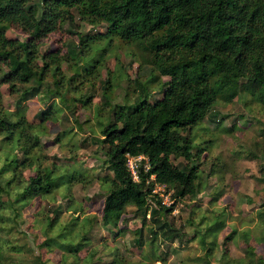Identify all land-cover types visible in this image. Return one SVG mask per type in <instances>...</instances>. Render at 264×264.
I'll list each match as a JSON object with an SVG mask.
<instances>
[{
  "label": "trees",
  "instance_id": "16d2710c",
  "mask_svg": "<svg viewBox=\"0 0 264 264\" xmlns=\"http://www.w3.org/2000/svg\"><path fill=\"white\" fill-rule=\"evenodd\" d=\"M33 1L0 0V134L4 133L6 143L22 151V157L16 153L6 157L0 168V193L9 194L13 185L26 182L13 202L29 201L52 193L61 182L70 184L81 177L75 171L57 175L53 168L44 167L24 179L23 170L32 168L39 158L33 151L41 146L39 135L44 131L40 126L44 128L47 121L54 120L59 109H55L53 100L41 110V121L36 125L27 118L24 106H18L13 120L4 107L1 86L7 84L19 96V104L39 96L52 75L54 85L47 87L44 96L52 95L64 103L70 90L89 88L78 84L101 77L106 52L115 39L134 42L150 56L159 75L169 79L162 82L157 99H151L146 82H138L136 100L113 105L108 121H100L102 137L96 140L106 147V162L112 171V176L101 180L107 193L101 219L105 225L117 227L126 207L133 205L144 217L150 214L155 226L152 237L159 233L172 241L179 238L181 231L166 216L179 201L186 197L195 200L202 191L199 168L189 162L201 157L206 148L194 143L192 129L205 117L215 115L214 106L220 98L232 101L241 91H249L264 106V0ZM79 22L92 28L102 26L105 31L85 35L76 31V39L65 53L42 51L51 33L66 23L80 26ZM10 27L26 34V38L8 37L6 29ZM96 44L103 45L100 57L82 61L91 56ZM64 62L73 71L69 77L63 72ZM111 85L107 77L102 88L107 104ZM91 97L87 93L72 99L87 105ZM193 148H198L197 153ZM127 153L144 156L138 164V180L127 166ZM173 158H184L186 163L180 166ZM9 171L11 176L3 181ZM156 183L164 184L170 192V205L153 193ZM6 207L0 197V210ZM215 224L206 234L215 233ZM224 224L220 222V228ZM142 233L141 228L137 243L142 244ZM53 241L49 239L46 244ZM202 242L208 244L206 236ZM85 244L65 247L78 252ZM210 251L208 247L207 254ZM258 264H264V259Z\"/></svg>",
  "mask_w": 264,
  "mask_h": 264
},
{
  "label": "rangeland",
  "instance_id": "374dc122",
  "mask_svg": "<svg viewBox=\"0 0 264 264\" xmlns=\"http://www.w3.org/2000/svg\"><path fill=\"white\" fill-rule=\"evenodd\" d=\"M79 23H66L51 33L42 51L65 53L75 41L76 31L83 35L105 31L102 26L92 28L88 23ZM6 34L26 38V34L11 27ZM102 49L103 45L96 44L91 56L82 61L97 60ZM106 57L100 78L78 84L89 87L82 93H67L70 105L52 95L44 96L47 87L54 85L52 75L39 96L19 104V96L7 84L1 86L4 107L13 120L18 106H24L27 118L36 125L41 121V110L53 100L55 109H59L54 120L47 121L44 128L40 126L44 131L39 135L41 146L33 151L39 158L32 168L23 170L24 179L44 167L53 168L57 175L75 171L81 177L70 184L61 182L52 193L29 201L13 202L26 182L13 185L9 194L0 193L7 205L0 210V264H258L264 259V106L249 91H241L232 101L220 98L214 106L215 115L205 117L191 131L194 143L206 148L201 157L195 156L189 162L199 168L202 191L195 200L186 197L179 201L166 216L181 231L179 238L172 241L159 233L152 237L155 226L150 214L144 217L133 205L126 207L117 227L103 223L107 193L101 180L112 176V171L106 162V147L96 140L102 137L100 121H108L113 105L136 100L138 82H146L151 99H157L161 97L162 82L169 79L159 75L150 56L134 42L115 39ZM62 69L68 77L73 73L66 62ZM107 77L112 81L110 104L102 89ZM87 93L92 94L87 105L72 99ZM197 149L193 148V153ZM15 153L22 157V151L6 143L1 133L0 168L6 157ZM173 161L180 166L186 163L184 158ZM10 176L11 171L5 173L3 181ZM163 193V197L170 196L166 190ZM222 221L225 224L220 228ZM215 222V233L206 234ZM141 228L142 244L135 241ZM203 236L208 244H203ZM49 239L54 241L46 244ZM79 242L86 244L78 252L65 247Z\"/></svg>",
  "mask_w": 264,
  "mask_h": 264
},
{
  "label": "built area",
  "instance_id": "2783aa9c",
  "mask_svg": "<svg viewBox=\"0 0 264 264\" xmlns=\"http://www.w3.org/2000/svg\"><path fill=\"white\" fill-rule=\"evenodd\" d=\"M142 158H144V156L140 155V156H132L129 153H127V166L129 168V170L131 171L133 178L135 180H138V164L139 161L142 160ZM145 168L148 167V162L145 163ZM166 187L164 184L161 183H156L154 188H153V193L158 194L159 196L162 197V203L166 204V205H170L172 202L171 196L167 195L165 197H163V192H165ZM169 197L171 199V202L169 201ZM170 202V203H169Z\"/></svg>",
  "mask_w": 264,
  "mask_h": 264
}]
</instances>
